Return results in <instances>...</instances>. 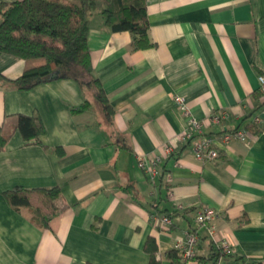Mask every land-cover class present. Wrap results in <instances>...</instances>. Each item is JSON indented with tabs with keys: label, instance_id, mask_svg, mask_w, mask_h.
<instances>
[{
	"label": "crops",
	"instance_id": "1",
	"mask_svg": "<svg viewBox=\"0 0 264 264\" xmlns=\"http://www.w3.org/2000/svg\"><path fill=\"white\" fill-rule=\"evenodd\" d=\"M145 7L153 46L143 50H132L130 33L112 31L100 10L88 19L93 75L109 112L89 82L18 90L7 80L21 76L24 62L0 54V127L12 129L25 115L45 129L41 145L14 130L0 153V264H149L148 238L158 263L171 264L167 254L187 232L198 238L191 264H264V95L256 97L264 0H145ZM176 97L205 124L193 139L217 140L250 123L256 134L248 128L245 141L217 145V159L200 161L177 140L188 117ZM216 111L229 116L206 125ZM141 156L159 159L152 180ZM16 188L50 192L48 228L32 223L30 209L9 206L5 194ZM204 208L219 213L215 238L230 243V255L208 260L212 240L195 220ZM161 216L169 227L156 222Z\"/></svg>",
	"mask_w": 264,
	"mask_h": 264
},
{
	"label": "trees",
	"instance_id": "2",
	"mask_svg": "<svg viewBox=\"0 0 264 264\" xmlns=\"http://www.w3.org/2000/svg\"><path fill=\"white\" fill-rule=\"evenodd\" d=\"M96 10H100L112 31L130 33L132 50L153 46L148 37L145 0H21L2 3L0 54L11 55L24 62L21 76L7 82L20 91H28L55 80H73L80 85L89 82L96 89L98 101L104 110L109 112L107 99L93 75L87 45L88 19ZM261 96L263 94L258 91L256 97ZM86 107L87 103H84L71 111L81 113ZM248 128L256 134L253 124L250 123L245 130ZM14 130L18 131L26 144L41 145L40 137L45 134L39 119L18 115L12 129L0 127V153ZM5 198L14 210L30 209L33 224L48 228L46 217L54 211L48 190L16 188L6 193ZM210 245L214 252L210 253L208 260H215L221 253L212 242ZM144 250L149 255V264H159L155 258L157 248L154 239L146 240ZM167 256L171 264H184L175 249ZM216 260L212 264H216Z\"/></svg>",
	"mask_w": 264,
	"mask_h": 264
},
{
	"label": "built area",
	"instance_id": "3",
	"mask_svg": "<svg viewBox=\"0 0 264 264\" xmlns=\"http://www.w3.org/2000/svg\"><path fill=\"white\" fill-rule=\"evenodd\" d=\"M258 82L260 85V92L264 95V76H258ZM175 102L180 107V110L188 117L187 129L178 135L177 140L179 143H190L196 159L200 161H213L218 157L217 145L223 146L233 140L245 141L247 139L248 133L245 129H235L225 132L221 134L217 140L210 138L193 139L195 135L201 133L205 124L190 116L189 110L184 104L182 98L176 97ZM228 116L229 115L226 111L210 113L206 118V125H219L226 120ZM255 121L257 122L258 119H255ZM164 151L167 155H171L173 147L167 145L164 147ZM137 162L146 178L152 180L157 175V165L159 163L158 157L150 158L141 156L138 158ZM218 216L219 213L217 211L210 208H204L196 213L195 220L198 225L207 226L212 243L220 251L221 255L228 256L232 253L230 243L225 239L215 238V227L213 223ZM155 219L158 224L164 227H169L171 225V221L168 217L161 216L155 217ZM197 243V235L187 232L182 239L174 244L173 249L178 252L182 263L191 264L195 261Z\"/></svg>",
	"mask_w": 264,
	"mask_h": 264
}]
</instances>
